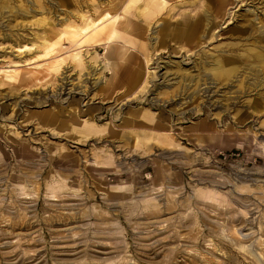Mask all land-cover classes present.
Here are the masks:
<instances>
[{
	"label": "rangeland",
	"instance_id": "obj_1",
	"mask_svg": "<svg viewBox=\"0 0 264 264\" xmlns=\"http://www.w3.org/2000/svg\"><path fill=\"white\" fill-rule=\"evenodd\" d=\"M156 2L0 0V264H264V2Z\"/></svg>",
	"mask_w": 264,
	"mask_h": 264
},
{
	"label": "bare ground",
	"instance_id": "obj_2",
	"mask_svg": "<svg viewBox=\"0 0 264 264\" xmlns=\"http://www.w3.org/2000/svg\"><path fill=\"white\" fill-rule=\"evenodd\" d=\"M215 1H216L215 3L217 4V8L215 10V13L213 14V17H211V15H212V13H210L211 11L209 12L207 9V10H205L206 13L202 12L201 14H198L197 18L194 21L189 20L188 22L182 23L177 29H174L175 28L174 27L173 29L168 30L167 36H169V38L173 39V37H175L176 34L179 33V34L183 35V38H184L185 42H187V43H193L196 41L199 42L200 39L202 38V36H204L206 33L208 34L210 29L213 27V25H216L218 23V18H222L224 16V13L222 14L221 12L223 10H225L229 0H215ZM238 1L242 3L245 0H238ZM250 1H252V0H250ZM260 2H264V0H260ZM156 3H157L156 0H151L152 6L156 5ZM259 9H262V8L255 7L252 10L247 9L246 13L241 14L242 18L240 20V23L237 24V26H235L234 28H232L228 31L221 30L220 33L228 32V33H230L231 36L234 33H236V36L234 38L242 39V40L243 39L244 40L250 39L255 44L257 43L259 45L258 47H264V24H262L258 27V26H256L257 23L254 22V21H256V19L258 20V22H261V20H263V17H264V10L263 9L264 8L262 9L263 11L259 10ZM111 17H112L111 14L109 12H106V13L100 14V16H98L96 18H88V20L79 28L78 34L83 36V37H87V38L93 37V35L97 33V31L100 28V25L103 23V21L106 20L107 18H111ZM112 21L114 22V25H116L119 22V18L115 17ZM228 23H232V22H228ZM116 27H114L112 29V31H110L109 35L107 36L108 38H110L113 34L117 33L118 30L116 29ZM213 35L215 36V34L212 33V36ZM26 47H27V45H25V48ZM241 61H243V60L241 59ZM215 64H216V61H215ZM215 68L216 67H213V70H215ZM226 73L227 74L230 73L229 68H227V70H224V76ZM143 77H144V73L142 72V70L136 71V74L133 76V78L129 82L130 88L133 90L134 87L139 85V83H141L143 81ZM260 98L262 99L263 97H260ZM241 236L244 237V236H246V234H241ZM198 239H199V241L194 242V244H196L197 246L200 245V241L202 240L201 237H198ZM217 241L219 244H221V246L223 248H226L227 250H229L231 252L230 254L228 253L229 254L228 256L226 255L224 257L225 261L234 260L237 257V253L232 251V248H231V244H233L232 242H229L228 240H226L222 237L218 238ZM212 249L213 248H211V247L210 248L206 247L205 249H203V251H205V253L210 254L212 256L216 255V253ZM191 254H193V253H191ZM248 254H249L248 257L250 259L258 260L260 258L256 254H254V252L252 250H249ZM187 255H188V253H187ZM193 256H195V255H193ZM193 256L187 257V260L190 263L192 262V260L195 259L197 264H216L209 257H206V258L197 257V258H195Z\"/></svg>",
	"mask_w": 264,
	"mask_h": 264
},
{
	"label": "crops",
	"instance_id": "obj_3",
	"mask_svg": "<svg viewBox=\"0 0 264 264\" xmlns=\"http://www.w3.org/2000/svg\"><path fill=\"white\" fill-rule=\"evenodd\" d=\"M139 70H141V69H139V68H138V70H137V71H139Z\"/></svg>",
	"mask_w": 264,
	"mask_h": 264
}]
</instances>
